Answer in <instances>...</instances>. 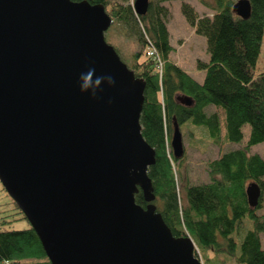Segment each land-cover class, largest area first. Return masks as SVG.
<instances>
[{"label": "water", "instance_id": "1", "mask_svg": "<svg viewBox=\"0 0 264 264\" xmlns=\"http://www.w3.org/2000/svg\"><path fill=\"white\" fill-rule=\"evenodd\" d=\"M148 5L134 0L135 15ZM232 11L247 20L249 1ZM111 23L104 5L86 0H0V184L50 264H201L152 204L145 83L105 42ZM90 68L115 81L95 99L80 92ZM170 147L182 155L178 127ZM258 194L247 190L252 207Z\"/></svg>", "mask_w": 264, "mask_h": 264}, {"label": "trees", "instance_id": "2", "mask_svg": "<svg viewBox=\"0 0 264 264\" xmlns=\"http://www.w3.org/2000/svg\"><path fill=\"white\" fill-rule=\"evenodd\" d=\"M86 1L104 5L112 21L129 26L131 31L139 25L141 29L135 34L144 46L153 45L163 62L161 77L150 59L139 61L141 52L134 55L130 68L145 83L139 123L143 139L155 152V163L147 175L156 212L174 237H190L207 263L211 255H221L232 264H264L260 240L264 216L257 213L264 209V153L251 152L253 146L264 144V72L253 75L263 35L264 0H248L251 11L247 20L232 11L238 0H214L211 17L198 16L180 0L184 18L195 34L206 40L209 60L197 61V68L205 72L202 83L169 60L172 46L161 8L153 11L149 3L146 14L137 16L133 4ZM187 123L203 127L215 145L241 144L245 125L249 126V137L243 146L209 161V182L185 185L182 204L177 175L183 155H173L170 141L173 129L180 131ZM252 189L259 193L255 207L247 196V190ZM134 197L138 205H146L140 190ZM244 221L252 228L247 229V225L239 237ZM2 225L0 264H50L30 225L11 231L3 230Z\"/></svg>", "mask_w": 264, "mask_h": 264}, {"label": "rangeland", "instance_id": "3", "mask_svg": "<svg viewBox=\"0 0 264 264\" xmlns=\"http://www.w3.org/2000/svg\"><path fill=\"white\" fill-rule=\"evenodd\" d=\"M133 2L134 0H107L108 5H132ZM183 2L190 5L200 17H211L213 14L212 7L215 5L214 0H183ZM149 3H151L153 11H157L159 8L164 11L163 20L166 23L169 43L172 46L169 60L195 80H202L205 72L197 68V61L200 60L207 63L209 60L206 52V40L203 36L195 34L194 29L184 18L180 9L182 2L180 0H149ZM140 29L141 27L137 25L134 31H131L129 26H125L121 22L112 21L110 27L104 33L105 42L115 50L120 61L129 69H132L136 53H142L139 61L146 58L144 54L145 46L140 41L138 34H135ZM261 72H264V28L259 55L253 68V75L257 77ZM202 128H197L187 123L179 131L183 160L177 175V186L182 204L184 203L183 187L185 185L195 186L208 183L207 163L216 159L221 153L243 146L249 137V126L245 125L242 128L243 141L241 144L215 145L208 138L204 128ZM251 152L263 154L264 144L253 146ZM257 213L264 216V209L259 210ZM2 223V229L8 231L24 230L29 227L27 220L22 219L15 203L0 184V224ZM247 225V229L252 228L249 223L244 221L240 225L239 237L244 233ZM260 240L264 249V234L260 235ZM194 249L197 255L196 258L201 264H232V261L225 259L221 255L216 256V258L211 255L212 260L207 263L204 257L199 254V250L195 244Z\"/></svg>", "mask_w": 264, "mask_h": 264}, {"label": "clouds", "instance_id": "4", "mask_svg": "<svg viewBox=\"0 0 264 264\" xmlns=\"http://www.w3.org/2000/svg\"><path fill=\"white\" fill-rule=\"evenodd\" d=\"M107 83L112 87L115 83L114 78L110 75L96 76L95 68H90L86 73L80 76V92L81 94H90L93 99L96 98L97 91L101 89V85Z\"/></svg>", "mask_w": 264, "mask_h": 264}, {"label": "built area", "instance_id": "5", "mask_svg": "<svg viewBox=\"0 0 264 264\" xmlns=\"http://www.w3.org/2000/svg\"><path fill=\"white\" fill-rule=\"evenodd\" d=\"M144 53L146 58L151 60L154 65L155 71L159 74V77H161L163 62L157 50L154 48L153 45L146 44Z\"/></svg>", "mask_w": 264, "mask_h": 264}, {"label": "crops", "instance_id": "6", "mask_svg": "<svg viewBox=\"0 0 264 264\" xmlns=\"http://www.w3.org/2000/svg\"><path fill=\"white\" fill-rule=\"evenodd\" d=\"M198 61H200V60H198ZM203 71V70H202ZM188 74V73H187ZM189 75V74H188ZM190 76V75H189ZM191 77V76H190ZM203 78H204V76H203ZM194 79V78H193ZM195 80V79H194ZM196 82H198V83H202V81H203V79L202 80H200V81H197V80H195Z\"/></svg>", "mask_w": 264, "mask_h": 264}]
</instances>
